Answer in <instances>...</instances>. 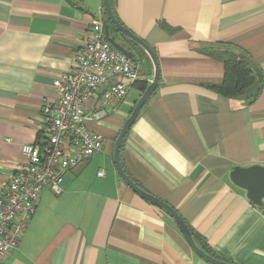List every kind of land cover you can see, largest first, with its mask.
<instances>
[{"label": "crops", "instance_id": "1", "mask_svg": "<svg viewBox=\"0 0 264 264\" xmlns=\"http://www.w3.org/2000/svg\"><path fill=\"white\" fill-rule=\"evenodd\" d=\"M112 4L118 20L155 52L161 73L123 141L124 171L176 209L214 258L264 264V211L230 178L237 166H264V81L251 105L219 95L207 85L222 83L224 63L199 50L231 43L251 56L264 80V0ZM103 6V0H84L83 9L67 0H0V197L23 162V145L44 136V102L57 98L54 81L73 67ZM129 45L142 81L151 83L152 59ZM141 96L130 87L103 120L88 123L103 135V150L66 176L62 195L44 190L5 264H210L174 219L116 170L117 137ZM97 104L92 99L88 106Z\"/></svg>", "mask_w": 264, "mask_h": 264}, {"label": "built area", "instance_id": "2", "mask_svg": "<svg viewBox=\"0 0 264 264\" xmlns=\"http://www.w3.org/2000/svg\"><path fill=\"white\" fill-rule=\"evenodd\" d=\"M142 80L140 64L109 41L100 10L73 67L54 81L57 98L44 102V136L23 145V162L0 197V264L18 246L44 190L62 195L66 176L103 150V135L88 123L103 120L108 107L124 101L129 88ZM92 99L98 100L95 108L88 106Z\"/></svg>", "mask_w": 264, "mask_h": 264}, {"label": "water", "instance_id": "3", "mask_svg": "<svg viewBox=\"0 0 264 264\" xmlns=\"http://www.w3.org/2000/svg\"><path fill=\"white\" fill-rule=\"evenodd\" d=\"M103 5L105 7V11L110 19V21L114 24L116 29L119 32L120 38L123 41H118V38L115 35L110 33L109 28L106 26V33L108 36L109 41L111 44L118 49L119 51L126 54L128 57L133 58L135 56V51L129 45V42L135 43L136 45L140 46L144 49L150 58L152 59L154 66H155V75L154 79L151 81L150 85L146 89V91L142 94L136 106L125 122L123 128L121 129L114 148V163L118 174L120 175L121 179L136 192L139 196L148 200L160 208L164 209L176 222L180 231L194 250V252L203 258L205 261L209 262L210 264H231L228 262H224L218 260L207 253H205L195 242L193 235L188 228V225L182 218V216L177 212L176 209L168 205L166 202L160 200L159 198L147 193L146 191L142 190L124 171L122 164H121V147L125 137L128 135L129 131L131 130L132 126L138 119L141 110L145 106L146 102L149 98L154 94L156 89L158 88L161 73H160V66L158 62V58L155 52L146 44V42L139 38L136 34L126 28L116 17L110 0H103ZM130 43V44H131ZM260 85L259 82L256 81L254 85H252L247 90V97L255 96ZM231 181L238 187L244 189L247 192L248 199L252 202V204L259 208H264V166L261 165H252L249 167H241L237 166L233 169L230 174Z\"/></svg>", "mask_w": 264, "mask_h": 264}, {"label": "trees", "instance_id": "4", "mask_svg": "<svg viewBox=\"0 0 264 264\" xmlns=\"http://www.w3.org/2000/svg\"><path fill=\"white\" fill-rule=\"evenodd\" d=\"M72 6L76 8L83 9L84 0H67ZM112 9L116 15L115 8L110 0ZM103 13L106 21V26L109 28L112 35H119L118 30L114 24L110 21L105 7L103 6ZM117 17V16H116ZM164 27L173 32L174 30L168 25L164 24ZM131 43V42H130ZM134 48L138 50H143L140 46L135 43H131ZM199 50L217 60H220L224 63L225 72L222 83L215 85H207L208 88L212 89L219 95H222L230 100H234L241 104L251 105L253 104L260 96L263 87V72L262 69L256 64L251 56L241 50L240 48L234 46L231 43H217V44H205L202 45ZM259 82V89L255 96L247 97V90L254 83ZM150 83L148 82H137L133 86L138 87L143 94ZM259 208V207H258ZM264 211V208H259ZM190 229L193 238L196 244L208 255L214 257L209 250L207 244L198 237L195 232L188 226ZM200 241V242H199Z\"/></svg>", "mask_w": 264, "mask_h": 264}]
</instances>
